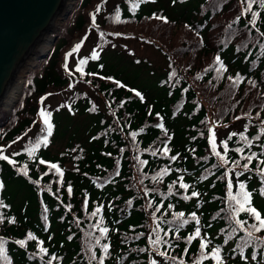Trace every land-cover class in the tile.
<instances>
[{
  "label": "trees",
  "instance_id": "16d2710c",
  "mask_svg": "<svg viewBox=\"0 0 264 264\" xmlns=\"http://www.w3.org/2000/svg\"><path fill=\"white\" fill-rule=\"evenodd\" d=\"M112 1L77 0L0 109V264H264V0Z\"/></svg>",
  "mask_w": 264,
  "mask_h": 264
},
{
  "label": "water",
  "instance_id": "95a60500",
  "mask_svg": "<svg viewBox=\"0 0 264 264\" xmlns=\"http://www.w3.org/2000/svg\"><path fill=\"white\" fill-rule=\"evenodd\" d=\"M63 2L64 0H0V103L39 37L44 32L51 31L48 30L50 23ZM69 14L70 12L66 13L63 20ZM53 45L52 42L47 53L38 59H45ZM14 103L9 106V112Z\"/></svg>",
  "mask_w": 264,
  "mask_h": 264
},
{
  "label": "rangeland",
  "instance_id": "374dc122",
  "mask_svg": "<svg viewBox=\"0 0 264 264\" xmlns=\"http://www.w3.org/2000/svg\"><path fill=\"white\" fill-rule=\"evenodd\" d=\"M76 1L77 0H73V3H72L73 5L71 4L72 8H71V10L69 9L67 13H69V12H70V14L72 13L73 6H75ZM113 1L116 2L118 0H113ZM113 1H112V3H110L109 7L112 6ZM70 14H69V16H70ZM68 17L65 20H63L64 18L61 19V21H59L51 29V31L47 35L48 42L41 43V44L37 45L36 48L34 49L35 52L33 54L29 55L28 59H24V61L22 62V64L23 63L26 64L25 65L26 67H25V69H23V71L20 73V75L18 76V78L16 80V89L14 90V97H13L14 98L13 102H15L14 106H15V104L18 101V98L20 96V93H21L20 91H21L22 86H23V79L25 78V76H27L25 74H27L31 70H34L37 67L39 61L43 60V59H38V57L46 54L47 50L51 47L52 42H53V44L56 42L58 32L61 29V27L64 25V23L66 22ZM129 47L131 49H133L135 56H137L140 59L148 60L151 63V66L153 69L158 70L159 72L161 71L160 68L163 67V60L156 51H154L152 48H150L148 46H143V45L140 46L138 43H134V42H131L129 44ZM93 49H94V37L92 36V38H90V36H89V38L82 44V46L79 49H77L76 52H74V53L72 52V54L68 58L67 63L69 65V67L74 68L76 61L80 57L88 55L91 51H93ZM59 100H60L59 96L53 97L50 100L52 107H55L59 103ZM9 106L8 105L2 106V107H0V109H3L9 113ZM14 106H13V108H14ZM232 128L233 127L226 126L224 128L223 127L220 128L218 131H216V133L214 135L215 142L220 141L221 138L225 134H227ZM8 152H9V150H7L5 153L8 154Z\"/></svg>",
  "mask_w": 264,
  "mask_h": 264
},
{
  "label": "snow or ice",
  "instance_id": "6c2138e0",
  "mask_svg": "<svg viewBox=\"0 0 264 264\" xmlns=\"http://www.w3.org/2000/svg\"><path fill=\"white\" fill-rule=\"evenodd\" d=\"M131 2H132V6L135 7V6H137L138 3L141 2V0H131ZM174 2H175V0H174ZM246 3H247L246 10H250V9H251V4H250V2H247V0H246ZM99 11H100V8L97 7L96 12L99 13ZM155 18H157V19H164V22H167L166 18H160V17H155ZM91 19H92V22L95 23V16H92ZM80 47H81V44L78 43V44L72 49V52H73V53L76 52V50L79 49ZM93 58H95V55L93 56ZM65 59H66V61H67L68 57L66 56ZM84 63H85V61H84L83 59H81V60L79 61V65H83ZM76 70H77V71H81V69H80L79 67H77ZM42 115H44V114L42 113ZM44 123H45L46 125L48 124V118H47V116H45V118H44ZM48 133L50 134V127H49V129H48ZM44 142H46V137H45ZM5 159H7V157H5V156H3V155H0V160H5ZM253 159H254V155H249V156L247 157V160H248L249 162H251ZM8 162L11 163L10 160H9ZM53 167H55V166H53ZM243 167H244L245 169H248V164H244ZM261 174H264V171H262ZM181 187H186V186L183 185V184H181ZM228 187L231 188V187H232V184L229 183V184H228ZM240 187L242 188L243 185H240ZM192 195H193V196H196L197 193H196V192H192ZM250 199H251V197H250V194H249V193H245V194L243 195V199L239 201L240 206H241V209L250 212V213L253 215V217L259 222L261 228H264V219H261L260 214H259L258 212H256V210H255L254 208H252V207L250 206V203H249ZM96 212H99V208H97ZM96 212H94L93 215H96ZM180 215L183 216L184 214L181 213ZM193 219H195V216H193ZM253 227L256 228L255 225H253ZM256 230L259 231L260 228H256ZM107 231H108L107 228H103V229H101V233H102V234H103L104 232H107ZM200 235H201L200 228L197 227L196 230H195V237H198V236H200ZM195 237L190 236L188 239H189V241H191V240L194 239ZM156 242H159V241H156ZM20 243H22V242H20ZM206 247H207V244L205 243V240L202 239L201 242H200V249L203 251ZM107 250H108V245L105 244V245L103 246V251H104V252H107ZM2 252H3V246L0 245V253H2ZM211 254H212V257L216 260V264H221V261H220V259H219L220 249H219V248H215V249H213ZM101 264H103L102 261H101Z\"/></svg>",
  "mask_w": 264,
  "mask_h": 264
},
{
  "label": "bare ground",
  "instance_id": "6f19581e",
  "mask_svg": "<svg viewBox=\"0 0 264 264\" xmlns=\"http://www.w3.org/2000/svg\"><path fill=\"white\" fill-rule=\"evenodd\" d=\"M73 3V0H64V2L61 5V8L59 9L58 13L56 14V16L53 18L52 22L50 23V26L48 28V30L52 29L59 21H61V19H63L65 17V14L68 12V10H71V4ZM73 5V4H72ZM47 35H48V31L44 32L39 39L37 40L36 44L33 46V48L30 50V52L27 54V56L25 57V59H28L29 55L33 54L35 51L34 49L36 48L37 45L41 44V43H46L48 42L47 39ZM26 64L23 63L18 71L16 72L15 76L13 77L8 90L3 98V100L1 101L0 105L1 106H9L13 103L14 101V90L16 89V80L18 78V76L20 75V73L23 71V69H25Z\"/></svg>",
  "mask_w": 264,
  "mask_h": 264
}]
</instances>
